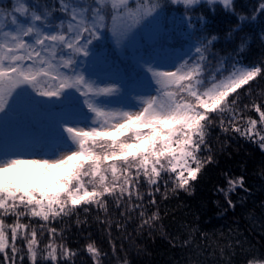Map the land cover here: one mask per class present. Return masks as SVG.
I'll return each instance as SVG.
<instances>
[{
    "label": "snow or ice",
    "instance_id": "snow-or-ice-1",
    "mask_svg": "<svg viewBox=\"0 0 264 264\" xmlns=\"http://www.w3.org/2000/svg\"><path fill=\"white\" fill-rule=\"evenodd\" d=\"M201 4L213 13L216 4L234 10L233 0H56L43 10L20 0L10 10L0 9V130L25 102L45 104L55 98L64 109L54 144L0 136V264H74L77 253L63 243L54 223L77 216L79 225L78 210L87 213L92 206L97 220L109 228L111 203L125 220L139 210V227L152 229L159 212L148 214L145 197L148 206L157 205L161 182L165 199L168 181L173 192L193 190L199 174L215 159L209 143L213 127L239 133L264 151V110L253 102L259 121L248 117L241 127L238 104V90L264 77V63L213 67L209 56L217 37H201L207 22L203 13L199 27L189 32L195 37V56L141 58L140 73L132 80L120 75L93 79L94 73L86 76L78 70L84 61L95 62L94 42L105 34L123 48L136 31L163 28L170 6L183 7L191 28L190 13ZM259 7L264 12V2ZM246 47L247 39L240 37L237 54ZM27 152L40 155L26 157ZM226 183L218 190L235 207L231 193L250 190L243 176ZM101 212L106 217L102 221ZM116 227L124 224L117 221ZM171 242L178 246L174 238ZM190 243L186 239L179 246ZM240 245L237 239L227 251L220 249V258L227 255L226 264H233ZM192 247L204 252L209 246ZM86 250L92 264H102L101 256L107 255L95 242ZM240 264H264V253L245 255Z\"/></svg>",
    "mask_w": 264,
    "mask_h": 264
},
{
    "label": "trees",
    "instance_id": "trees-1",
    "mask_svg": "<svg viewBox=\"0 0 264 264\" xmlns=\"http://www.w3.org/2000/svg\"><path fill=\"white\" fill-rule=\"evenodd\" d=\"M19 2L20 0H0V9L10 10ZM28 2L43 10L51 8L56 0ZM262 2L264 0H233L234 10H225L221 4H216L214 13L209 11L206 4H201L190 13L193 22L191 28L186 25L183 7L170 6L165 12L163 28L154 26L138 30L134 39L128 41L123 48L118 47L111 34L107 33L98 42H94L96 57L102 58L103 62L99 67V74H109L118 69L119 72H125L126 80H132L140 73L136 63L138 59L162 53L175 57L178 50L183 51L195 42V37H190L189 32H194L199 27L198 17L201 13L207 17L200 32L201 37H217L209 56L213 67L230 68L236 62H239L238 67L264 63V12L259 7ZM30 12L31 9L29 14ZM240 37L247 39V47L237 54ZM131 55L139 58L135 57L137 60L131 61ZM191 55L195 56V52ZM213 56L215 59H212ZM217 61L226 64L218 65ZM238 91V104L243 109L244 117V121H239L240 126H245L248 117L259 121V114L251 105L255 102L264 110V77H258L250 86ZM52 99V103L35 104L40 109L39 120L32 118L27 112H19L14 114L17 120L11 126L51 144L58 131L55 124L48 122L43 112L49 111L46 113L60 116L64 111L61 105L55 103V98ZM245 104L249 108H244ZM46 108L50 110H45ZM45 122H48L49 129L42 126ZM260 127L258 123L257 128ZM209 143L215 157L214 162L202 170L193 183L191 192H173L171 181H168L166 199L163 195V182L161 192L156 193L157 205L148 206L149 197H145L148 214L157 210L159 212V220L152 229L139 227V210L125 220L111 203L108 214L112 220L110 228L97 220L95 206L87 213L83 209L78 210L81 221L79 225L76 223L77 216L66 217L64 222L54 223L58 231L63 233V243L77 253L74 264H92L86 250V245L90 242H95L102 253L107 254L101 256L102 264H123L124 260L128 264H196L197 261L199 264H226L228 257L225 255L220 258L219 250L227 251V246L234 244L237 239L241 245L235 249L237 254L233 257V264H240L245 255L260 256L264 253V151L260 149L258 142H252L239 133L222 132L219 126L210 130ZM207 154V151L201 153L202 156ZM240 176L244 177V186L250 191L237 188L231 193L235 207H229L225 195L218 189L226 188L229 178L237 179ZM142 191L147 193V186ZM99 216L101 221L106 218L103 212ZM11 221L12 218L9 217L8 222ZM117 221L122 222L124 227L118 229ZM173 238L177 247L172 246ZM186 239L191 241L190 246L180 247L181 242ZM44 241L47 242V233ZM193 244L199 245L201 249L209 247L207 251L200 252L194 250ZM213 249L216 250L215 254L208 255ZM25 259L27 262V257Z\"/></svg>",
    "mask_w": 264,
    "mask_h": 264
},
{
    "label": "rangeland",
    "instance_id": "rangeland-1",
    "mask_svg": "<svg viewBox=\"0 0 264 264\" xmlns=\"http://www.w3.org/2000/svg\"><path fill=\"white\" fill-rule=\"evenodd\" d=\"M178 8V6H176ZM4 20L2 18H0V24H3ZM194 49H192V46H188L186 47L183 51L178 50V54H176V56H184L185 53H189L190 55L193 53ZM175 56V57H176ZM135 57L138 59V56L135 55H131V61H136L137 59H135ZM145 59H147V57H143ZM139 61H141V58L138 59ZM138 60L136 61L137 65H138ZM102 58L100 57H95V62L91 63L87 61H84L83 63L80 64L79 69L78 70H85V75H89L94 73L95 75L93 76V79H95L97 76L100 77L101 79H105L107 77L110 76H114V75H120L122 77H124L126 79V74L124 71L119 72L118 69H116L115 71H113L112 73L109 74H99V67L102 65ZM45 110H50L49 108H46ZM40 109L32 104H28V103H24L23 106L20 108L19 112H27L28 114L31 115L32 118L39 120L40 118ZM18 112V113H19ZM49 111H44L43 115L46 116L48 118V122H50L51 124H55V127L57 129V131H62V129H60L58 127V122L61 120V116L62 114L56 115V114H52V113H46ZM17 120V116L13 115V119L12 122L4 129L0 130V134H4V137H9V138H24L27 139L31 142H41L42 140L37 137L36 135H33L31 133H26L23 131H17L15 127L11 126L15 121ZM48 122H45L42 124L43 127H46V129H49V126L47 125ZM67 126H71V125H67ZM58 133V132H57ZM56 142L55 140H52L51 144H54ZM26 157H39V153H33V152H27L25 153Z\"/></svg>",
    "mask_w": 264,
    "mask_h": 264
}]
</instances>
